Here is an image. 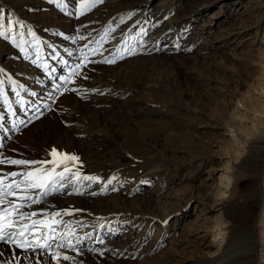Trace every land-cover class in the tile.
<instances>
[{
  "label": "rangeland",
  "instance_id": "rangeland-1",
  "mask_svg": "<svg viewBox=\"0 0 264 264\" xmlns=\"http://www.w3.org/2000/svg\"><path fill=\"white\" fill-rule=\"evenodd\" d=\"M189 1L183 0L182 5ZM206 1L208 7L202 8L190 26L182 27L179 18L168 32L159 33L176 14L178 0H152L147 5L151 11L149 27L134 32L138 26L134 21L127 41L117 47L118 37L97 41L92 32L112 6L120 11L125 7L121 0H104L91 10H82L80 0H74L71 27L58 25V21L45 26L43 13L51 15L54 11L40 5L39 0H0L7 30L0 49L2 63L9 62L15 41L26 38L30 43L26 46L22 42L19 57L31 55V64L38 70L56 59L63 60L60 57L80 66L69 72L60 69L55 80L64 73L66 79L51 93L48 106L16 128L15 136L0 148V158L50 161V153L56 149L78 157L75 162L60 163L56 172L66 163L71 173L79 171L82 176L87 172L88 158H83L80 144L89 145L93 133L108 140L107 146H97L94 158L90 156L97 161V155H103V166L88 177L97 178L91 179L93 189L103 191L100 195L113 204L119 203L128 218H118L115 224L94 231L93 241L87 237L79 245L71 243L79 256L89 253L92 264H193L191 253H212L221 244V239L214 238V225L222 210L220 168L236 167L233 161L240 164L255 139L257 120L251 118L246 103L248 106L254 99L258 104L264 99L257 93L260 78H264V20L259 27L247 26L261 0ZM9 21L14 22L11 28ZM43 31L47 58L41 66L35 58L41 50L34 40ZM92 42L98 49L88 57L86 46ZM4 73L0 69V105L4 98L13 100L18 83L26 85L20 77L30 79L14 73L17 80ZM139 102L141 111L135 115L133 107ZM263 133H258L262 145ZM71 136L73 142L68 143ZM27 170L24 166L0 165V173ZM71 173L59 183L62 190L77 182ZM231 176V184L239 190L250 185L249 180ZM207 184L213 189L210 193ZM101 199L95 196L90 201ZM260 202L256 209L259 214L264 209V195ZM228 234L226 230L225 238ZM54 236L49 244L64 241ZM69 242L66 238L64 244ZM261 254L260 247L258 256ZM86 260L83 264H91Z\"/></svg>",
  "mask_w": 264,
  "mask_h": 264
},
{
  "label": "bare ground",
  "instance_id": "bare-ground-1",
  "mask_svg": "<svg viewBox=\"0 0 264 264\" xmlns=\"http://www.w3.org/2000/svg\"><path fill=\"white\" fill-rule=\"evenodd\" d=\"M73 1L74 0H63L64 8L62 9L60 6H58V0H39V2H41L40 5L46 8L49 7L54 11V13L51 12V15L50 12L43 13L44 16L42 17V21L44 24H46L45 26L52 22L58 21V25L64 24V27H71L70 25L73 23L74 17ZM121 1L125 3V7L120 11L115 6L111 5L113 8L106 12V15H104L103 18L104 21L96 27L94 32H92L96 40L99 38L116 39L118 37L119 45L116 42V46L118 47L122 44V42L127 41L126 38L129 36L128 29L130 28L131 24H135L134 21L138 22V26L135 27L134 32H141L146 30L147 26L149 27L148 20L150 22V19L148 15L151 11H149V7H147V5L149 6L152 0ZM182 1L183 0H178L176 3V14L170 19L169 22L163 25V28L161 31L159 30V33L164 31L168 32L170 28L175 26L179 18L182 19V27L190 26L191 23L196 20V17L202 14V8L205 6L208 7L209 2L206 0H190L187 4L182 5ZM218 1L220 2V0H210V2L214 4ZM257 5L255 6V12H252L251 14L253 20H250L251 24L247 25L248 27H259L260 23H262L264 20V0H261ZM182 11L183 13L179 15ZM181 26L179 28H181ZM47 28L48 27L44 28L45 32ZM241 31L242 30H237L238 33ZM45 32L42 33L40 37H34V42L38 43V49L39 51L41 50L40 56L38 57L37 55L35 57L38 61V65H41L43 60L47 58V53L43 52L47 50V36L45 35ZM4 39L5 36H0V49H2L4 45ZM28 41L29 40H26V38H22L20 41H15V47L12 46L9 57V62H11V64H8L9 62L4 64L0 60V69H2L6 75L8 74V76L10 75L14 78L16 76L14 73H19L23 76L27 75L30 77V79L28 78L29 82L26 81L27 79H25V77H20L27 83L25 86H21L19 83L16 85V90L18 91L15 92V96L17 93H19L16 98L14 96L12 101L7 98V103L1 101L0 144L3 146H5L9 139L15 136L17 127L23 125L36 114H40L41 111L45 109L46 106H48L49 98L52 96L51 93L56 91L57 87L61 86L60 83L62 80L66 79L65 73L63 72L64 74L60 75L59 79L55 80L56 76H58V73H60V69L65 68L66 70L64 71L69 72L70 69L72 70L76 66L75 61H71L72 59L68 61L67 59H64V57H60L63 58V60L56 59L47 63L43 69L38 70L35 66H33V64H31V55H28L30 52L27 53L28 56L25 58H20L21 56L19 57V51L22 49L21 46L23 45L22 42H24V45L27 46ZM97 49V43L95 42H92L89 46H86V51L89 50L87 53L90 54L88 57H93ZM16 79L19 80L18 77ZM5 80H7V77ZM260 83L261 84L258 87L257 93L259 92L260 95L264 97V78H260ZM4 86L6 85L4 84ZM12 90L13 89H11V91ZM33 93H35V95H33ZM255 101L256 100L254 99H250V104L248 106L246 103V107L248 110L250 109V114L253 115L251 118L254 121L257 120V124L254 123L256 128L253 138L255 139L254 141L252 139V143L249 146V153L241 157L240 164H238V161H233V164H236V167L233 168V166L230 167L227 165L224 168H220L223 170L219 174L220 182L222 183L220 184L222 189H224L222 190L219 188L221 189V201L219 204V209L222 210L219 220H217L214 225V238L216 237L217 240L221 239V244L212 253H200V255L198 253H191V260L193 261V264H264V209L261 214H259L258 211L256 212L257 207H259V203H261V196L264 195V145H262L263 142L260 140L262 135L260 137L258 136L259 132H264V99L259 101L260 104H257ZM141 104L142 103L139 102V104L137 103L134 105L133 108L136 111L135 115L139 114L141 111ZM21 121H24V123L22 124ZM11 122H14V124H11ZM88 141L89 145L87 146L83 143L80 144V148L84 154H87L88 151L93 152L92 155L88 154L89 156H84V154H82L83 158L86 157L88 160L86 161L87 172L82 173L81 177H88L89 175L96 174L100 171V168L103 166L100 158H102L103 155H97V161L91 159L90 156L97 154L95 150L98 145H108V140L95 133L91 135V138H89ZM67 142H73V137L71 136L69 139H67ZM107 157L108 155L104 156V158ZM231 159L232 158H229V163L231 162ZM68 162L72 163V161ZM69 170L70 171L68 173H65L63 180H61L58 176H53L54 183L50 185L47 195H44L45 190L41 189H30L21 193L20 190H17L15 187H13V190L17 192L16 197H2V199L5 201L3 207H8L9 201H15L16 203H23L26 205L22 209L25 214L35 212L36 215L24 220H20L18 216L14 218L16 219L17 224L13 231H19L23 225L29 226L27 229H25V236L20 238L22 241L29 242L27 244L28 251H25L14 243L10 244L8 242L1 241L0 253H2V255H0V264H5V262L16 264V260L14 258L19 259V264H36L37 260L41 261V264H57V260L54 258L55 253L60 254L58 264H83V260L86 259L91 263L93 257L90 256L89 253H83L82 256H79L75 248L69 247L68 245L66 246L64 244L65 239L70 238V242L72 243L76 241L77 245H79L82 240L87 237H91L90 240L93 241V238L95 237L94 231L100 230L102 226L115 224L118 218L121 220L125 217L128 218L126 212L121 209V205L119 203L113 204L107 200L108 198L100 195L103 193V191L100 192L96 189H93L94 186L91 183V179L81 178L78 182L72 183L67 189L62 190L63 184L59 183L63 182L66 176L72 172L71 168H69ZM62 171L63 169H61L59 172ZM232 174H235L233 177L237 179L239 178L242 180H249L250 185L248 188L239 190L238 187L232 185V181H230ZM13 179L22 182L23 176H17L15 178L8 177L5 180V183H9ZM24 187L25 185L22 182L21 188ZM51 188H55L56 190L51 191ZM212 190L213 189L211 185L207 184L206 191L210 193ZM20 195L28 196L30 199L21 201L18 199ZM227 195L228 197L225 198ZM95 196L101 197V201L91 202L90 199ZM33 201L36 202L33 203ZM111 205L112 207L109 208ZM66 210L70 211L72 214H66ZM138 211L139 213L140 211L142 212L141 206L138 208ZM56 212L61 213V215L53 216V213ZM139 213L133 212L132 215H139ZM33 220L44 221L52 224L55 230L49 231L48 228L43 226H33ZM56 220L61 221V223L54 224L53 221ZM226 230H229V234L225 238ZM52 235H55L54 237L64 239V241L57 242L54 240L53 242H50V247L47 249L36 248L35 251L32 250L35 248V241L37 239H39L40 243H44L45 240L43 237H50L51 239ZM50 239H48V243ZM78 240L79 242H77ZM56 245H58V247ZM59 245L64 246L59 247ZM260 247L262 254L259 257L258 251ZM195 250L197 251V248H195ZM112 251L120 253L118 249L113 248ZM65 255L71 257V259L64 260L63 257ZM108 264L120 263L108 262Z\"/></svg>",
  "mask_w": 264,
  "mask_h": 264
},
{
  "label": "snow or ice",
  "instance_id": "snow-or-ice-1",
  "mask_svg": "<svg viewBox=\"0 0 264 264\" xmlns=\"http://www.w3.org/2000/svg\"><path fill=\"white\" fill-rule=\"evenodd\" d=\"M104 0H80L81 3V9L83 10L85 7L88 10H91L92 7L98 4H102ZM58 6H60L62 9L64 8L63 0H58ZM83 14V11L81 12ZM4 14L0 12V36H6L7 32L4 30L5 24H4ZM14 22L9 21L8 27H12ZM18 23V22H17ZM20 27H24V25H20ZM71 55V53H69ZM85 59L87 57L85 56ZM107 63H113L112 60H107ZM67 63V62H65ZM79 65H76V68H79ZM73 74H76L73 72ZM86 78V77H85ZM3 82L0 81V85H2ZM19 95V93H17ZM35 95V93H33ZM5 103H7V98L4 100ZM23 124L24 121H21ZM3 145L0 144V148H2ZM50 155L53 157L50 161H35V160H25V159H13L11 157H3L0 158V165H10V166H24L27 168V171L24 172H16L11 171L8 173H0V241H5L8 243H14L18 247L24 249L25 251H28V247L26 245L29 243L28 241H22L20 238H23L25 236V229H27L28 225H23L19 231H13L16 228L17 221L14 219L15 217H19L20 220H24L27 218H30L32 216H35L36 213H28L25 214L23 212V208L26 206L23 203H16L15 201H9L8 207H3L5 201L2 199L4 196H12L16 197L17 192L13 190V187L15 189L20 190L21 193L30 190V189H41L45 190L44 195L48 194V190L50 189V185L54 183L53 176H58L61 180L64 179L65 173H68L70 170L67 166V164H64V169L62 172H56V167L60 166V163L64 161H72L75 162L78 160V157L69 155L67 153H59L56 149H53L50 153ZM3 156V153H0V157ZM56 157H60V160H57ZM52 164V168H48L47 165ZM36 165H40V167H34ZM17 176H23V184L25 185L24 188H21V181L13 179L9 183H5V180L8 177H17ZM71 176L78 182L81 178L82 179H97L95 177H87L83 176L81 177L79 171L75 173H71ZM115 179V177L113 178ZM55 188H51V191H55ZM19 200H26L30 199L28 196L20 195L18 197ZM36 201H33L35 203ZM79 211V210H77ZM66 214L71 215L72 213L68 210H66ZM61 213L56 212L53 213V216H59ZM54 224H59L61 221L56 220L53 221ZM33 226H43L49 229V231H54L52 224H49L44 221H32ZM71 234V233H70ZM45 242L40 243L39 239L35 241V248L32 250L35 251L36 248L39 249H47L50 247V244L47 242L50 237H43ZM79 242V240L77 241ZM64 245H59V247H63ZM69 247H73L71 242L68 244ZM2 255V253H0ZM59 253L54 254V258L57 260V264L59 262ZM16 260V264H19V259L14 258ZM64 260H69L71 257L65 255L63 257ZM5 264H11V262H5ZM36 264H41V261L37 260Z\"/></svg>",
  "mask_w": 264,
  "mask_h": 264
}]
</instances>
